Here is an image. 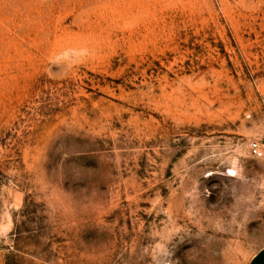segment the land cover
<instances>
[{"label":"rangeland","instance_id":"obj_1","mask_svg":"<svg viewBox=\"0 0 264 264\" xmlns=\"http://www.w3.org/2000/svg\"><path fill=\"white\" fill-rule=\"evenodd\" d=\"M263 247L264 0H0V264Z\"/></svg>","mask_w":264,"mask_h":264},{"label":"crops","instance_id":"obj_2","mask_svg":"<svg viewBox=\"0 0 264 264\" xmlns=\"http://www.w3.org/2000/svg\"><path fill=\"white\" fill-rule=\"evenodd\" d=\"M248 264H264V247L261 248L249 261Z\"/></svg>","mask_w":264,"mask_h":264},{"label":"built area","instance_id":"obj_3","mask_svg":"<svg viewBox=\"0 0 264 264\" xmlns=\"http://www.w3.org/2000/svg\"><path fill=\"white\" fill-rule=\"evenodd\" d=\"M252 150H253L254 153L258 152V143H253L252 144Z\"/></svg>","mask_w":264,"mask_h":264}]
</instances>
